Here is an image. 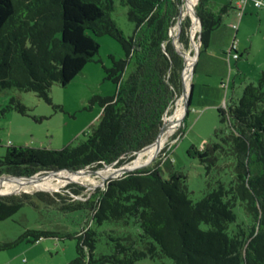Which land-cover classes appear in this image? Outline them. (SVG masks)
Instances as JSON below:
<instances>
[{
    "label": "trees",
    "instance_id": "obj_1",
    "mask_svg": "<svg viewBox=\"0 0 264 264\" xmlns=\"http://www.w3.org/2000/svg\"><path fill=\"white\" fill-rule=\"evenodd\" d=\"M120 1L129 7V18L136 24L129 38L111 17L113 0H0V89L33 92L53 104L52 87L67 86L88 63L96 61L97 37L116 38L126 54L121 60L112 57L113 66L105 69L107 78L117 84V92L100 98V123L87 140L62 149L9 146L0 155V176L40 174L43 179L63 169L118 168L155 142L164 118L174 113L183 94L185 61L170 31L185 0ZM208 3L200 0L196 6L202 26L199 54L209 48L229 8L215 13ZM183 22L179 41L188 50L192 20L187 16ZM130 65L134 70L125 77ZM10 110L30 113L15 97L3 112ZM220 114L229 132L220 142L203 149L193 146L188 153L199 157L208 170L216 168L223 155L234 160L233 173L228 186L219 181L200 201L191 199L187 175L174 169L166 146L152 165L110 181L106 189L97 188L86 200L74 199L86 187L70 182L61 192L0 195V221L26 203L36 206L38 199L62 210L87 208L92 214L90 223L129 224L134 219L141 229L138 235H126L127 242L118 238L114 254L96 257L99 233L90 227L74 236L77 256L69 264H137L158 255L171 258L174 264H264V78L259 84H248L239 101ZM182 130L183 126L172 140ZM164 170L169 171L168 177L162 175ZM238 203L250 223L238 221L234 212ZM54 235L28 230L18 240L0 243V251L24 240L35 243Z\"/></svg>",
    "mask_w": 264,
    "mask_h": 264
},
{
    "label": "rangeland",
    "instance_id": "obj_2",
    "mask_svg": "<svg viewBox=\"0 0 264 264\" xmlns=\"http://www.w3.org/2000/svg\"><path fill=\"white\" fill-rule=\"evenodd\" d=\"M244 1L247 3L240 8L239 4ZM255 1L209 0L208 8L215 13L220 12L224 6L229 8L221 26L211 38L210 47L202 50L198 56L191 79L193 89L190 111L180 126H183V130L176 140L171 137L163 147L169 146L174 169L187 175L189 195L194 202L200 201L217 188L219 181L229 185L234 160L221 155L218 166L208 170L199 157L191 156L188 151L193 146L203 149L209 143L220 142L229 132L228 123L222 121L220 110L227 111L234 102L239 101L248 84H259L260 79L264 78V0H259L263 3L262 7H257ZM113 2L111 17L123 35L129 38L136 29V24L129 18V7L122 5L120 0ZM178 33L179 29L176 28L172 38L176 46L186 55H193V48L185 49L179 41ZM192 33L197 34L198 40L197 23L193 24ZM97 40L100 52L96 61L88 63L67 86L54 85L51 91L53 104L33 92L0 89V155H5L9 146L47 149H62L67 145L75 147L94 132L103 110L100 98L114 96L118 88L114 81L107 78L105 69L113 66L112 57L116 60L126 58L124 48L116 38L104 35L97 37ZM233 46L237 57L232 50ZM133 70L134 66L130 65L125 77ZM14 97L30 109L28 115L16 110L3 112ZM158 159L159 156L154 162ZM105 169H99L98 172ZM85 172L92 173L90 178L96 184L68 181L69 184L86 187L83 194L74 196V199L86 200L97 188L106 189L110 181L120 178L117 176L104 180L97 175L98 172L90 169ZM162 175L168 177L169 171L164 170ZM43 176L45 179L48 174ZM68 182L46 190L15 193L61 192ZM35 201L36 206L26 203L12 217L0 221V243L18 240L28 230L48 231L55 235L35 243L24 240L10 249L0 251V264H69L77 256L78 240L74 236L90 227L99 233L96 257L114 254L118 238H121V242H127L129 234L135 236L141 232L134 219L129 224L108 221L97 225L90 223L92 214L87 208L62 210L38 199ZM234 212L239 222H251L239 203L234 207ZM137 264L174 262L167 256L158 255L142 259Z\"/></svg>",
    "mask_w": 264,
    "mask_h": 264
},
{
    "label": "bare ground",
    "instance_id": "obj_3",
    "mask_svg": "<svg viewBox=\"0 0 264 264\" xmlns=\"http://www.w3.org/2000/svg\"><path fill=\"white\" fill-rule=\"evenodd\" d=\"M197 4H198V0H185L184 5L182 6V16H181L182 19H185L189 15V13L196 8ZM195 23L199 25L198 22H195ZM176 28L179 29V24L177 23L175 26L171 28L170 32H171L172 37L174 35ZM180 51L183 52L181 49ZM185 56H186V63L188 67V70H187L188 87L186 88V90L187 92H189L190 85H191V79H192L194 58L192 57V55L185 54ZM184 113H185L184 99L181 98L174 113L170 116H167V118L165 119V128L163 132L161 133V135L159 136L158 140L154 144H152L150 147L141 151L135 162L124 166L122 170H114L113 168H106L105 170L99 171L97 175H99V177H101L104 180L108 178H112V177L121 176L124 173V171L140 166L144 164L145 162H147L148 160L152 159L156 155V153L159 151V149L160 150L163 149V147L169 141V139L173 136L177 128L181 126V119L184 116ZM85 171L86 170L80 173H77V174H71L67 171H62L57 174L48 175L43 180H40L38 177L34 179H23V180L5 179L3 181H0V194L14 193L16 191L46 190V189L61 185L62 183L68 182V181H75V182H82V183L90 182L91 184H96V181L90 178L92 173L90 172L86 173Z\"/></svg>",
    "mask_w": 264,
    "mask_h": 264
},
{
    "label": "water",
    "instance_id": "obj_4",
    "mask_svg": "<svg viewBox=\"0 0 264 264\" xmlns=\"http://www.w3.org/2000/svg\"><path fill=\"white\" fill-rule=\"evenodd\" d=\"M199 1H200V0H198V3H199ZM181 16H182V7H181L180 15H179V17H178V21H177V24H179V34H178V38H179V36H180V32H181V29H182V23H183V21H184V19H182ZM188 16H189V17L191 18V20H192V26H193V24H194L196 21L199 23V37H198V40L196 39V36L192 33V30H191V45H192V48H193V50H194L193 55H192L193 58H194L193 71H192V75H193L194 68H195V66H196V64H197V60H198V56H199V51H200V48H201V45H202L201 40H200V32H201V30H202V26H201V24H200V21H199L198 15H197V13H196V8H195L194 10H192V11L189 13ZM170 38H173L172 35H171V32H170ZM173 43L175 44V41H174V40H173ZM175 47H176V50H177V51H178V52L184 57V61H185V73H184V77H183L184 87H183V94H182V96H181V98L184 99V109H185V113H184V116H183L182 119H181V125H182L183 120H184L185 117L187 116L188 110H189V108H190V97L192 96L193 85H192V84L190 85V90H189V92H187V90H186V85H185V74H186V72H187V70H188L187 63H186V56H185V54H184L183 52H181V51L177 48L176 44H175ZM166 118H167V116L164 118V125L162 126V128H161V130H160V132H159V135H158L157 139L155 140V142L158 140L159 136L161 135V133L163 132V130H164V128H165V119H166ZM155 142H154V143H155ZM154 143H153V144H154ZM151 145H152V144H151ZM151 145H149V146H151ZM149 146H148V147H149ZM146 148H147V147H146ZM146 148H144V149H146ZM144 149H143V150H144ZM143 150H141V151H143ZM141 151H140V152H141ZM161 151H162V150L159 149V151L156 153V155H155L152 159H150V160H148L147 162H145L144 164H142V165H140V166H137V167H134V168H131V169H128V170L124 171V173L120 176V178H121L123 175L127 174V173L134 172V171H137V170H140V169H143V168H146V167L152 165V164L154 163L155 159L159 156V154H160ZM140 152H139V153H140ZM139 153H138V155H139ZM137 158H138V156H137L132 162H130V163L126 164V165H129V164L135 162V161L137 160ZM126 165H124V166H126ZM124 166H122V167H118V168H115V167H113L112 165H107V166H105L103 169H105V168H113L114 170H122V169L124 168ZM84 170H86V169H84ZM84 170H79V171H73V172H72V171H69V170L63 169V170H57V171L49 172L48 175H51V174H57V173L62 172V171H67V172H69V173H71V174H77V173H80V172H82V171H84ZM92 171H93V172H98V170H92ZM38 176H40V174H36V175H34V176H30V177H17V176L4 175V176H0V181H3V180H5V179H8V180L34 179V178H37ZM40 178H41V177H40ZM112 178H114V177H112ZM60 190H61V189H60ZM56 192H58V191H56ZM10 194H18V193H15V192H14V193H5V194H0V195H10Z\"/></svg>",
    "mask_w": 264,
    "mask_h": 264
},
{
    "label": "built area",
    "instance_id": "obj_5",
    "mask_svg": "<svg viewBox=\"0 0 264 264\" xmlns=\"http://www.w3.org/2000/svg\"><path fill=\"white\" fill-rule=\"evenodd\" d=\"M246 3H247V1L241 2V3L239 4L240 8H243V7L245 6ZM255 5H256L257 7H262V6H263V3H262L261 1H259V0H257V1H255ZM236 27H237V26L234 25V28H235V29H236ZM232 50L235 52V56L237 57V52H236V50H235V46H233Z\"/></svg>",
    "mask_w": 264,
    "mask_h": 264
},
{
    "label": "crops",
    "instance_id": "obj_6",
    "mask_svg": "<svg viewBox=\"0 0 264 264\" xmlns=\"http://www.w3.org/2000/svg\"><path fill=\"white\" fill-rule=\"evenodd\" d=\"M213 36V35H212ZM210 45H211V43H210ZM210 47V46H209Z\"/></svg>",
    "mask_w": 264,
    "mask_h": 264
}]
</instances>
